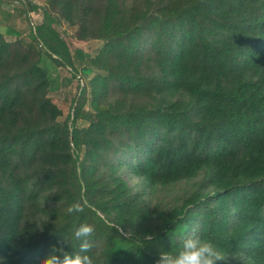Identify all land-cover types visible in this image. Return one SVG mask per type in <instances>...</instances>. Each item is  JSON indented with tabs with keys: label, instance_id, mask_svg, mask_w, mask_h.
<instances>
[{
	"label": "trees",
	"instance_id": "16d2710c",
	"mask_svg": "<svg viewBox=\"0 0 264 264\" xmlns=\"http://www.w3.org/2000/svg\"><path fill=\"white\" fill-rule=\"evenodd\" d=\"M46 2L0 22V264H40L80 222L95 264H157L191 234L264 264V0ZM63 23L103 45L72 50ZM50 65L78 81L63 120Z\"/></svg>",
	"mask_w": 264,
	"mask_h": 264
},
{
	"label": "clouds",
	"instance_id": "9594fccd",
	"mask_svg": "<svg viewBox=\"0 0 264 264\" xmlns=\"http://www.w3.org/2000/svg\"><path fill=\"white\" fill-rule=\"evenodd\" d=\"M88 203L84 199L73 201L66 209L67 215L76 216L85 211ZM95 228L87 222H80L70 237L63 235L59 246H53L51 251L41 260L40 264H95L93 235ZM75 241V246L72 241ZM70 248L71 251L66 250ZM220 251L210 240L200 235H185L176 250H161L157 264H217L222 260Z\"/></svg>",
	"mask_w": 264,
	"mask_h": 264
},
{
	"label": "rangeland",
	"instance_id": "374dc122",
	"mask_svg": "<svg viewBox=\"0 0 264 264\" xmlns=\"http://www.w3.org/2000/svg\"><path fill=\"white\" fill-rule=\"evenodd\" d=\"M31 1L37 5H40V7H44L47 3L46 0ZM18 8H21V4L17 3V0H3L0 12V22L2 23L1 30L3 32H5L6 25H8L11 21L10 15L12 16L18 14ZM17 18V26L23 29L24 38L29 39L30 18H32L31 20L34 21L37 25L43 19V11L42 9H40L31 13L30 18H26L23 14L18 15ZM58 30L72 50H75V48L79 47L95 55L103 45V42L101 41H78L76 38H74L75 29L69 27V25L66 23L59 25ZM7 39L14 40L15 37L7 36ZM49 68L51 70V73H53V87L50 96L52 100L63 110V120L71 112L72 100L74 99L78 91V81L77 79H73L71 77V72L67 68H58L53 65H50ZM126 178L128 179L129 177L127 176Z\"/></svg>",
	"mask_w": 264,
	"mask_h": 264
},
{
	"label": "built area",
	"instance_id": "2783aa9c",
	"mask_svg": "<svg viewBox=\"0 0 264 264\" xmlns=\"http://www.w3.org/2000/svg\"><path fill=\"white\" fill-rule=\"evenodd\" d=\"M19 1H20V0H17V3H19ZM31 13H33V12H31ZM31 13H30V16H31ZM31 19H32V18H31ZM31 25H32L33 27H35V26H36V23H35L34 21L31 20Z\"/></svg>",
	"mask_w": 264,
	"mask_h": 264
}]
</instances>
